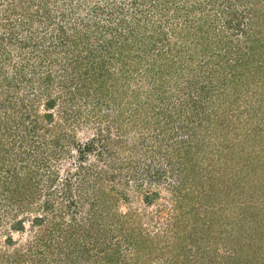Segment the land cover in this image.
<instances>
[{
  "label": "rangeland",
  "instance_id": "374dc122",
  "mask_svg": "<svg viewBox=\"0 0 264 264\" xmlns=\"http://www.w3.org/2000/svg\"><path fill=\"white\" fill-rule=\"evenodd\" d=\"M98 1L66 0L64 6L72 10L73 21L79 22L94 11ZM163 1L165 0H155L157 4ZM174 1L177 8L191 9L193 6H190L191 0ZM193 1H197L198 5L191 15V20L194 19L191 31L184 35L180 33L182 26L175 24L177 28L168 27L166 35L161 34L163 40H158L157 43L152 41L157 45L151 53L141 48L137 51L134 49L140 47L137 44L143 43L152 29L157 32L158 28L155 26L160 23L161 16L155 14L151 22L145 20L140 27L136 24L137 17H130L132 6L129 0H121V4L117 3L119 8H116L115 12L120 7H124L129 22L128 26L122 28V31L127 33L120 42L133 44L136 41L133 51L126 52L125 55L139 60L135 64L137 70L134 72L128 70L133 78L122 83L128 90L125 98L120 100L123 106L125 104V113L122 112L118 118L116 112L108 108L106 102H113L108 96L109 101L105 100L106 102L97 105L99 118L91 117L83 121L81 126L78 125V134L81 142L100 137L102 133L99 132L103 129L101 137L121 138L122 136L125 147L120 148L115 155L116 157L119 155L118 158L121 160L115 163L116 176L124 178L125 181L129 180L130 190L134 188L133 185L141 190L132 194L126 189V185L124 190L120 188V191H124V197L121 198L116 209L120 210L122 219L128 216L130 209L133 211L127 226L133 222L138 223L140 218L143 228H146L144 233L149 231V236L153 237L159 232L160 235H164L163 238H166L165 235L171 228L168 225L172 217L174 218L179 212L178 216L182 214L184 222L191 220L192 223L186 225L189 230L185 232L184 238L182 236L184 241L180 242L186 245L189 251L190 264L193 262L229 264L239 255L248 257L251 264H264V0L257 2L256 17L260 21L255 18V22L246 3L233 2L235 0ZM4 3V0H0V6ZM163 5L164 3H161L159 7ZM229 12L240 14V20L244 23L237 32L226 28L224 25L226 22L219 19L221 14ZM150 14L147 13V16ZM210 19L216 22L218 20L217 28L209 26L215 23ZM203 24L209 27L203 32L204 37H201V31L205 28ZM250 31L252 37L249 40ZM226 33H228L227 40L233 41L228 47L224 45L225 47L222 48L218 43L219 34ZM164 36L167 38L164 39ZM253 40H255L253 44L255 52L249 49ZM204 46L208 50L217 51L216 61H213L210 55H205ZM176 51L181 56L180 61L191 65L194 69L180 73L172 70L170 71L172 74L161 77L164 64L172 60L177 62L178 59L174 57ZM246 52L244 60L243 56ZM221 53L223 54L219 56ZM118 56L119 52H117ZM244 61L247 63L246 66ZM221 64H226L227 68H220ZM113 67L119 68V62ZM209 68L215 72L212 84H217V88L214 92L221 93L220 97L224 98L221 102H217L220 107L213 104L214 97L210 100L201 99V86L210 80V77L204 75ZM225 73L226 76L222 78ZM232 76H235L237 81L230 83ZM177 91L181 92L182 97L187 96L185 102H189L190 94L195 101L190 97L189 109L176 119L175 124L178 128L171 131V138H168L163 145H160L156 140V134L151 130L152 127L155 128L153 123L155 120L151 116L153 113L149 114L148 111H146L148 114L146 121H150L149 125H143L144 128L141 129L136 128L135 123V127L128 123L127 127L124 126L126 130L128 129L126 134L117 131V126L122 124L125 117L131 118L130 115L137 107L147 104L145 101H148V98H159L155 102H150L151 108L158 111L162 106L167 104L172 106L173 102H178ZM129 95H135L137 98L134 100ZM197 100L199 101L196 102ZM205 105H215L214 107L219 108L217 116L208 118L194 115ZM168 110L171 113V110ZM114 118L117 119L115 123ZM100 119L102 121H99ZM188 119L193 122L192 127L200 137L206 135L204 147L200 149L198 156L190 161V166H186L185 162H179L172 156L169 162V154L166 153L167 145L170 143L174 142L176 146H182L176 142L184 131L179 125L186 124ZM110 122H113L116 128L112 125L110 129L108 126ZM209 125L212 126L209 128ZM213 125L217 126L213 127ZM93 153L94 151L91 153V161L97 160L96 152ZM53 157L50 170L58 174V181L51 184L48 180L47 183L38 185V193L36 192L31 203L29 202V206L25 202L21 206L19 204L13 206L10 210L3 211L2 208L0 210V264H13V258L18 255L20 257L24 255L18 264H107L106 257L109 254L115 255L117 250L121 254L120 264H141L137 256L133 257L134 251L130 243L124 241L125 236L122 235L120 222L115 215L107 222L102 219V211L94 213L98 222L102 220L107 226L105 225L103 233L99 232L98 228H91L92 224L89 222L92 218V213L89 212L91 199H87L89 192L86 191L91 189V186L84 188L83 195H78L75 190L73 195L75 205L71 209L60 210L62 208L60 204L61 206L68 204L71 199L65 193V188L68 182L74 187L77 184L76 177L79 175L78 169L82 161L77 152L69 153L67 149L57 158ZM181 158L188 159V155L182 152ZM129 159L132 162H129ZM145 170H150L149 176L146 175ZM179 191L187 193L182 212L174 198L183 195ZM52 199L56 208L47 204L52 202ZM82 202L85 204L84 207L81 205ZM136 213L140 216L135 219ZM194 217H200L199 223L203 222L204 228L198 227V223L193 222ZM9 234H12L13 239H9ZM177 237L174 234L167 235L165 241L176 245ZM217 248H219L218 253L215 251ZM170 254L165 252L155 255L153 263L170 264L172 261Z\"/></svg>",
  "mask_w": 264,
  "mask_h": 264
},
{
  "label": "trees",
  "instance_id": "16d2710c",
  "mask_svg": "<svg viewBox=\"0 0 264 264\" xmlns=\"http://www.w3.org/2000/svg\"><path fill=\"white\" fill-rule=\"evenodd\" d=\"M4 1L3 6H0V210L1 208L3 211L10 210L13 209V206L18 204L21 206L25 202L29 206L36 192L38 193V185L47 183L48 180L51 184L58 181V174L50 170L53 156L57 158L66 149L69 153L75 151L82 161L78 169L79 175L76 177L77 184L74 187L71 183H67L65 193L71 199L68 204L62 206L60 204L62 207L60 210L71 209L75 205L73 199L75 190L78 195H83L84 188L91 186V189L86 190L89 192L87 199H91V209H89V212L92 213V218L89 221L92 224L91 228H98V231L103 233L106 225L102 220L99 223L94 213L102 211V219L107 222L115 215L120 222L122 235L125 236L124 241L130 243L134 251L133 257L137 256L141 260V264H154L155 255L165 252L172 255L170 264H190L189 251H187L186 245L180 242L184 241V234L189 230L186 225L192 224L191 220L184 222L182 214L178 216L179 212L176 214V218L172 217L171 223L168 225L169 228L171 226L170 232L165 237L174 234L178 236V241L176 245H171L159 232L153 237L149 236V231L144 233L146 228H143L140 218L138 223L133 222L127 226L128 219L133 216L132 209L123 219L120 210L116 209L121 198L124 197V191H120V188L124 190L126 185V189L132 194L141 192L136 185H133L134 188L130 190L129 180L125 181L124 178L116 176L115 163L121 160L118 158L119 155L117 157L115 155L120 148L125 147L122 136H120L121 138L101 137L103 129L99 132L102 133L100 137L81 142L78 134V125L81 126L83 121L89 120L91 117L99 118L100 113L97 110V105L106 102L105 100L109 101L108 96L113 100V102H106L108 108L114 110L118 118L122 112L125 113V104L123 106L120 100L125 98L128 90L122 83L133 78L128 70L131 72L137 70L135 64L139 60L125 55L126 52L133 51L136 41L133 44L120 42L123 35L127 33L123 32L122 28L129 23L124 13V7H120L115 12V9L119 8L117 3L121 4V0H99L95 4L94 11H91V14L87 15L88 17H83L79 22L73 21L72 10L64 6L66 0ZM209 1L213 2V0ZM233 2L246 3L249 13L254 17V22L255 18L260 21L256 17L258 16L256 14L258 0H235ZM129 3L132 6L130 17H137L136 24H139L140 27L143 26L142 22L145 20L151 22L155 14L161 16L160 23L155 26L158 28L157 32L152 29V32L147 34L145 41L137 44L140 47L134 49L137 51L141 48L148 53L155 50V45H157L155 43L158 40H163L161 34L166 35L168 27L180 25L182 26L180 33L187 35L194 26L192 23L194 19L191 20V15L196 11L198 5L197 1L193 0L190 3V6L193 5L191 9L177 8L174 0L159 2V4L164 3L161 8L155 0H129ZM170 4L174 5L170 6ZM147 13L151 14L147 16ZM221 15L219 19L225 21V27L230 30L237 32L244 25L240 20V14L229 12ZM210 20L215 23L209 26L217 28L218 20L217 22ZM164 24L166 25L164 26ZM163 26L164 29H162ZM209 26L203 24L205 28L201 31V37H204L203 32ZM222 30L225 31V29ZM222 30H220L221 33ZM251 33L250 31L249 40L252 37ZM227 36L228 33L219 34L220 41L218 43L222 48L225 47L224 45L228 47L233 41L227 40ZM165 38L167 37L164 36ZM238 40L240 41V38ZM254 43L255 40L249 46L250 51L253 52H255ZM203 50L205 55H210L213 61H216L217 51L208 50L205 46ZM117 52H119L118 57ZM246 55L247 52L243 56L244 60ZM174 57L178 59L177 62L172 60L166 64L167 66L164 64L161 77L168 75L172 70L180 73V71L194 69L191 65L180 61L181 56L178 51L175 52ZM117 62L120 67H113ZM246 64L244 61V66ZM203 65L207 64L203 63ZM222 67L226 69L227 65L221 64L220 68ZM214 73L210 68L204 72V75L210 77V80L201 86V99L210 100L214 97L213 104L216 105L224 98L220 97L221 93L214 92L217 88V84H212ZM225 76L226 73L222 78ZM235 78L232 76L230 83L237 81ZM193 83L191 84L193 85ZM181 95V92L177 91L178 102H173L172 106L168 104L162 106L158 111L151 108L150 102H155L159 98H148V101H145L147 104L137 107L136 111L130 115L131 118L125 117L122 124L117 126V131L126 134L128 129L126 130L124 126L127 127L128 123L133 124L132 127H135L136 124V128L140 127L141 129L144 128L143 125H149L150 121H146V115H148L146 111H148L149 114L153 113L151 116L155 120L153 122L155 128L152 127L151 130L156 134V140L160 142V145H163L165 141H168V138H171V131L178 128V125L175 124L176 119L185 114L186 109H189L190 97L195 101L191 94L188 95L189 102H185L187 96L185 98ZM129 97L134 100L137 98L135 95H129ZM215 105H205V111L203 108L199 113L195 112L194 115L207 116L208 118L217 116L219 108L214 107ZM216 106L220 107L221 105L218 103ZM168 109L171 110V113ZM116 121L117 119L114 118L113 122ZM162 121L163 124H161ZM214 121L212 120V122ZM113 122L108 124L110 129L112 125L115 126ZM171 123L174 125H170ZM191 123L193 122L188 119L186 124L179 125L180 128H184V131L181 134L178 132L182 136L176 142L182 146H176L174 142L167 145L166 153L169 154V162L172 156L179 162H185L186 166H190V161L196 155L198 156L200 149L204 147L206 135L200 137L197 131H194ZM211 126L209 125V128ZM216 126L213 125V127ZM97 144L98 146H96ZM92 151H94L93 154L96 152L97 160L91 161ZM42 152L47 154L42 155ZM182 152L188 155V159L181 158ZM129 162H132L131 159ZM144 172L149 176L150 170ZM156 178L158 179V177ZM179 193L183 195L174 196V198L182 212L187 193L184 194L185 192L182 191ZM47 204L56 208L53 199ZM81 205L84 207L85 204L82 202ZM4 207L7 208L4 209ZM137 208L135 209L137 210ZM138 216L140 215L136 213L135 219ZM37 218L40 219L39 216ZM199 221L200 217H194L193 222H197L198 227L204 228L202 226L204 223L200 224ZM9 236L10 240L13 239L12 234ZM194 240L196 241V239ZM198 242L200 243L199 239ZM215 251L218 253L219 248ZM23 256L21 255L22 258ZM120 256L118 250L115 255L109 254L106 257L107 264H120ZM21 257L18 255L11 262L18 264L21 262ZM248 260H250L248 257L239 255L229 264H251ZM193 264L195 263L193 262Z\"/></svg>",
  "mask_w": 264,
  "mask_h": 264
}]
</instances>
